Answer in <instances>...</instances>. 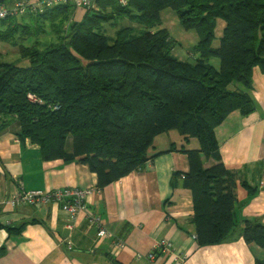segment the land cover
<instances>
[{
  "label": "trees",
  "instance_id": "trees-1",
  "mask_svg": "<svg viewBox=\"0 0 264 264\" xmlns=\"http://www.w3.org/2000/svg\"><path fill=\"white\" fill-rule=\"evenodd\" d=\"M22 1V13L0 19L7 48L0 49V135L35 146L44 161L85 165L100 191L142 172L154 138L176 132L188 171L174 172L170 186L191 193L196 244L241 238L254 264H264V224L241 216L235 191L237 182L246 189L245 204L257 186L224 166L215 137L230 113L245 118L256 109L252 71L264 73V0H93L87 8ZM166 8L200 35L191 62L171 54L174 40L159 27ZM8 45L17 49L14 62L3 60L16 53ZM23 226L0 230L18 235Z\"/></svg>",
  "mask_w": 264,
  "mask_h": 264
},
{
  "label": "crops",
  "instance_id": "crops-1",
  "mask_svg": "<svg viewBox=\"0 0 264 264\" xmlns=\"http://www.w3.org/2000/svg\"><path fill=\"white\" fill-rule=\"evenodd\" d=\"M0 49L6 52V45L0 43ZM252 85L255 111L245 118L238 111L230 113L215 129V137L224 166L241 171L243 180L257 186V194L243 204L247 191L236 183L241 216L264 224V73L258 68L252 71ZM183 146L176 132L157 136L148 150L153 158L142 172H132L98 191L85 165L44 161L35 146L18 142L11 132L1 134L0 224L24 226L18 235L0 230V264H173L176 253L184 256L181 264H254L241 238L214 246L196 244L188 219L191 193L180 185L170 186L174 172L188 171L187 156L179 151ZM260 163L256 173L253 166ZM246 166L248 171L243 170ZM14 176L18 181L12 180ZM62 188L91 189L92 194L74 216L57 202L8 203L20 191ZM93 218L100 224L92 223ZM101 228L107 235L98 238ZM117 241L123 248L115 247ZM163 242L170 252H161ZM158 249L155 262L145 258Z\"/></svg>",
  "mask_w": 264,
  "mask_h": 264
},
{
  "label": "built area",
  "instance_id": "built-area-1",
  "mask_svg": "<svg viewBox=\"0 0 264 264\" xmlns=\"http://www.w3.org/2000/svg\"><path fill=\"white\" fill-rule=\"evenodd\" d=\"M93 0H48L46 3V6H51L54 4H62L70 2L77 8H87L90 6L91 2ZM122 3L126 5V3L122 0ZM24 8H26L25 3L20 0L17 3L14 4L12 8L6 9L5 7H0V19H3L7 17L8 15H14L19 13H22L24 11ZM16 179V177L14 176ZM92 194L91 189H80V188H63V189H57L50 192H42L39 190H32V191H20L17 192L14 196H12L8 203L11 206H14L16 203H22L29 206H34L36 204L44 205L49 202H57L62 205L63 210L68 212L71 216H74L77 211L84 209V204L86 198ZM84 200V201H83ZM92 223H98L100 224V220L98 218H93L91 220ZM107 235L106 231L101 228L98 233V238H103ZM123 243L121 241H117L115 243L116 248H123ZM160 247H162L161 251L162 253H168L169 250V244H166L163 242L160 244ZM173 253V252H172ZM147 259L150 262H155L157 256L153 255L152 253L147 255ZM184 260V256H182L179 253H176L173 255V264H181Z\"/></svg>",
  "mask_w": 264,
  "mask_h": 264
},
{
  "label": "rangeland",
  "instance_id": "rangeland-1",
  "mask_svg": "<svg viewBox=\"0 0 264 264\" xmlns=\"http://www.w3.org/2000/svg\"><path fill=\"white\" fill-rule=\"evenodd\" d=\"M15 2L8 0L4 6L9 5L12 6ZM18 21L20 19H17ZM223 26L222 20L217 21L216 27V34L219 36L221 29ZM160 28H165L168 33L169 37L174 40V45L171 50V54L173 57L181 60V61H192V57L190 56L189 52L193 46H195L199 39L200 35L194 30H184L179 23V20L174 13L173 10L166 8L161 11V26ZM217 40L213 42V45H216ZM9 46V45H8ZM10 49H14L9 46ZM16 53L12 51L5 57L3 60L8 62H14L18 58L17 56V49H14ZM216 62V61H215ZM63 189V188H62Z\"/></svg>",
  "mask_w": 264,
  "mask_h": 264
},
{
  "label": "water",
  "instance_id": "water-1",
  "mask_svg": "<svg viewBox=\"0 0 264 264\" xmlns=\"http://www.w3.org/2000/svg\"><path fill=\"white\" fill-rule=\"evenodd\" d=\"M6 0H0V5L3 4Z\"/></svg>",
  "mask_w": 264,
  "mask_h": 264
}]
</instances>
